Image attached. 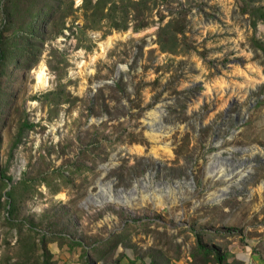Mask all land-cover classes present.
<instances>
[{
	"label": "rangeland",
	"instance_id": "obj_1",
	"mask_svg": "<svg viewBox=\"0 0 264 264\" xmlns=\"http://www.w3.org/2000/svg\"><path fill=\"white\" fill-rule=\"evenodd\" d=\"M44 1L52 21L34 57L1 81L13 96L0 129V170L28 120L34 128L8 174L13 184L33 185L20 217L52 239L54 260L80 264L84 250L70 242L91 247L121 234L99 264H202L196 236L228 262L264 264V81L244 99L217 93L245 86L252 64L264 75V0H109L114 11L109 2L87 29L85 0ZM4 22L0 9V33ZM236 56L245 63L232 62ZM191 80L212 99L188 104ZM231 98L239 99L233 113H217ZM160 110L173 131L154 140L149 113ZM101 184L124 204H98L106 199ZM8 230L1 220L0 264L20 253Z\"/></svg>",
	"mask_w": 264,
	"mask_h": 264
},
{
	"label": "trees",
	"instance_id": "obj_2",
	"mask_svg": "<svg viewBox=\"0 0 264 264\" xmlns=\"http://www.w3.org/2000/svg\"><path fill=\"white\" fill-rule=\"evenodd\" d=\"M109 2H112L114 11L117 6L116 2L97 0L96 4H93L92 0L84 1L82 8L87 24L85 25L86 29L97 27V25L91 24L94 22L91 17L94 18L99 12L103 13ZM52 7L53 5L49 6L44 0H0V9L3 10L5 20L0 33V129L5 121L4 116L7 114L5 111L11 107V97L13 96L9 90L1 86V81L9 77L13 70L12 67L19 70L25 62H29L34 57L38 44L42 42L43 30L52 21L49 20ZM47 19L49 22L45 25ZM122 29H126V26H123ZM36 40L39 42H35ZM164 51L167 50L164 48ZM33 128L34 125L28 120L20 123L12 143L10 164L14 159L16 150L23 144L26 135ZM10 164L7 165L6 169L0 170V221L4 220L9 228L8 231L17 237L20 253L18 259L11 264H58L48 249V242L52 239H48L45 234L37 230L39 224L34 220L20 217L21 202L26 198H32L35 191H33V185L26 180L13 184V178L8 174ZM196 237L198 243L196 255L203 258L202 264H233L228 262L226 254H221L216 247H208L199 236ZM122 238L124 235H116L114 243L112 241L100 242L91 247L84 245L81 241L70 242V244L72 249L75 246L83 248L84 253H81L80 264H99L107 260L115 251L121 242L119 240ZM235 262L236 264H245L237 260ZM109 264H120V261ZM130 264L135 263L131 261Z\"/></svg>",
	"mask_w": 264,
	"mask_h": 264
},
{
	"label": "bare ground",
	"instance_id": "obj_3",
	"mask_svg": "<svg viewBox=\"0 0 264 264\" xmlns=\"http://www.w3.org/2000/svg\"><path fill=\"white\" fill-rule=\"evenodd\" d=\"M113 43H114L113 37H110L105 42L101 43L102 55L104 53H106L112 47ZM96 59H97V57L92 58V60H91L92 65ZM121 70H123V69L121 68ZM248 70L251 72L252 77H250V79H249L243 75L245 77V79H247L245 82L246 83L245 86H239L238 84L233 83V86L230 85L228 87V86L221 85V86L217 87V93L222 94L221 98H224L225 93H227V92H229V90H231L233 93H235V94L237 93V95H239L240 99L241 98L244 99L247 96V94L250 93V91H252L253 89H256L259 86V84L264 81L263 71L259 65L252 64L251 66L248 67ZM38 80L42 86L47 85L48 81H47V77H46L44 69H42L39 72ZM211 99H212V96H211L210 91H209V94L208 95L204 94L202 96V98L199 100V102L201 104L205 100H211ZM163 116H164L163 110L162 111L160 110L159 112L149 113V117L151 118V121L149 122V128L151 131L150 136L154 140H159L165 136H169V134L173 131V128L172 129L168 128V126L163 122ZM216 177H219V176H216ZM100 188H101V194L106 199H103V201L99 202L98 204H101V205L110 204V203L116 204V205L117 204H122V205L124 204V199L117 197L115 194H113V192L110 193L109 196H105L104 191L106 190L105 189L106 186L104 184H101ZM136 190H137V187L135 188V191ZM131 193H132V191H131ZM226 193H227V189L224 190L223 194L221 193L222 195L219 196L216 199V201L221 200L222 196H224Z\"/></svg>",
	"mask_w": 264,
	"mask_h": 264
},
{
	"label": "flooded vegetation",
	"instance_id": "obj_4",
	"mask_svg": "<svg viewBox=\"0 0 264 264\" xmlns=\"http://www.w3.org/2000/svg\"><path fill=\"white\" fill-rule=\"evenodd\" d=\"M235 64H241L243 65L245 62L244 60L240 57H235V59H233V61ZM188 90H190L189 96L188 97H184L185 100H187L188 104H193L196 101H199L200 98H202L203 94V90L205 89L204 84L202 83V81H194L191 80L190 81V85L188 86ZM238 96V95H237ZM240 99V98H239ZM237 98H231L227 105L225 106L224 109H221L220 111H217V113L221 112V113H233V109L236 105V103L238 102ZM207 100H205L203 103H206ZM217 108V104H212L211 108H206L203 110H198V109H193L192 113H209L212 110Z\"/></svg>",
	"mask_w": 264,
	"mask_h": 264
},
{
	"label": "water",
	"instance_id": "obj_5",
	"mask_svg": "<svg viewBox=\"0 0 264 264\" xmlns=\"http://www.w3.org/2000/svg\"><path fill=\"white\" fill-rule=\"evenodd\" d=\"M105 168H106V167H105ZM139 181L141 182V181H143V179H140ZM110 184H112V183H110ZM118 191L121 193V192H123V191H125V190H124V189H120V190H118Z\"/></svg>",
	"mask_w": 264,
	"mask_h": 264
},
{
	"label": "crops",
	"instance_id": "obj_6",
	"mask_svg": "<svg viewBox=\"0 0 264 264\" xmlns=\"http://www.w3.org/2000/svg\"><path fill=\"white\" fill-rule=\"evenodd\" d=\"M135 264H139V263H135Z\"/></svg>",
	"mask_w": 264,
	"mask_h": 264
}]
</instances>
